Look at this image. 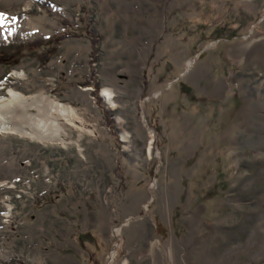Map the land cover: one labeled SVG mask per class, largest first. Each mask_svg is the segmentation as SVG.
I'll return each instance as SVG.
<instances>
[{"label":"rangeland","instance_id":"1","mask_svg":"<svg viewBox=\"0 0 264 264\" xmlns=\"http://www.w3.org/2000/svg\"><path fill=\"white\" fill-rule=\"evenodd\" d=\"M11 87L78 122L0 132V264H264V0H0Z\"/></svg>","mask_w":264,"mask_h":264},{"label":"bare ground","instance_id":"2","mask_svg":"<svg viewBox=\"0 0 264 264\" xmlns=\"http://www.w3.org/2000/svg\"><path fill=\"white\" fill-rule=\"evenodd\" d=\"M13 71V75L17 74ZM7 96L0 95V132L17 133L39 141H63L64 123L76 125L77 109L40 92L24 94L8 88ZM109 106H115L110 89H103ZM118 229L116 230V233ZM114 256V251L110 258Z\"/></svg>","mask_w":264,"mask_h":264},{"label":"trees","instance_id":"3","mask_svg":"<svg viewBox=\"0 0 264 264\" xmlns=\"http://www.w3.org/2000/svg\"><path fill=\"white\" fill-rule=\"evenodd\" d=\"M48 40V39H47ZM43 40L42 41H40V40H38L36 43H35V45H37V46H42V44H43ZM46 42H48V41H46ZM32 44V43H31ZM17 48V47H16ZM18 49V48H17Z\"/></svg>","mask_w":264,"mask_h":264}]
</instances>
